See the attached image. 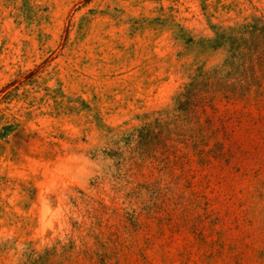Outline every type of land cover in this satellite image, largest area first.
<instances>
[{
	"label": "rangeland",
	"instance_id": "obj_1",
	"mask_svg": "<svg viewBox=\"0 0 264 264\" xmlns=\"http://www.w3.org/2000/svg\"><path fill=\"white\" fill-rule=\"evenodd\" d=\"M0 264H264V0H0Z\"/></svg>",
	"mask_w": 264,
	"mask_h": 264
}]
</instances>
